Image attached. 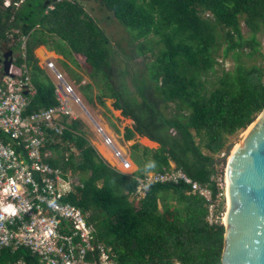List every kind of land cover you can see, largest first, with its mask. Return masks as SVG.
Here are the masks:
<instances>
[{
  "label": "trees",
  "instance_id": "1",
  "mask_svg": "<svg viewBox=\"0 0 264 264\" xmlns=\"http://www.w3.org/2000/svg\"><path fill=\"white\" fill-rule=\"evenodd\" d=\"M99 3L129 30L128 46L134 45L141 56L152 51L148 46L152 37L161 46L147 64V80L130 77L133 56L125 54L122 59L78 0H13L10 5L0 0V49L20 52L27 37L26 60L13 62L16 67L23 62L31 66L37 93L27 113L58 105L55 84L39 65L36 49L45 46L73 61L77 69L85 70L84 62L91 82L80 86V92L92 103L90 91L96 85L101 105L114 99V108L133 121L125 128L126 141L139 135L158 144L156 149L140 143L132 146L131 160L138 166L135 175L162 173L175 165L216 197L217 177L224 173L217 160L231 138L264 110V0ZM52 4L55 8L49 10ZM64 67L76 84L83 81L78 71L66 63ZM1 72L7 74L2 64ZM62 142L50 147L57 158L47 161L73 176L81 175L66 201L88 214L99 241L115 252L117 264H221L225 226L207 221L206 201L187 194L188 186L156 184L134 203L130 195L136 180L100 155L86 138L82 121L67 124ZM223 210L224 203L218 212ZM20 259L39 264L28 249L0 251V264Z\"/></svg>",
  "mask_w": 264,
  "mask_h": 264
},
{
  "label": "built area",
  "instance_id": "2",
  "mask_svg": "<svg viewBox=\"0 0 264 264\" xmlns=\"http://www.w3.org/2000/svg\"><path fill=\"white\" fill-rule=\"evenodd\" d=\"M45 65L58 80L55 89L58 105L31 114L27 110L37 93L31 66L23 62L16 67V72L0 73V251L28 249L39 258V264H117L115 252L99 241L88 215L66 201L74 190L67 172L47 161L53 151L50 147L62 142L67 118L70 122L78 119L69 102L74 98L79 103L80 98L51 60H46ZM100 131L105 144L115 149L122 170L131 169L130 160ZM136 172L127 174L137 183L132 193L134 200H143L156 184H183L188 186L187 194L206 201L207 221L211 225H224L226 171L217 177L216 197L209 187L193 180L175 165L162 173L136 176ZM222 203L224 210L219 213ZM14 264L29 263L20 259Z\"/></svg>",
  "mask_w": 264,
  "mask_h": 264
},
{
  "label": "rangeland",
  "instance_id": "3",
  "mask_svg": "<svg viewBox=\"0 0 264 264\" xmlns=\"http://www.w3.org/2000/svg\"><path fill=\"white\" fill-rule=\"evenodd\" d=\"M13 0H4V2L7 5L12 4ZM81 4V6L86 10V12L92 16L100 25L101 28L105 30L107 33L108 37L111 39L112 44L114 49L118 52V54L122 57V59L125 57V54H129L133 56V60L131 61L130 64V77L131 76H137L139 79L141 76L145 77V79H148V74H149V69L147 68V64H150L154 58L155 54L161 49V46L157 44L156 38L152 37L151 42L149 43V48H152V51H147L145 55L141 56L137 49L133 48V46L129 47L128 43L131 41L130 37V32L128 29H126L123 25H120L119 21L111 17V14L109 11L103 9V7L100 5L99 0H78ZM21 5V2L17 4L16 7H19ZM55 8L54 5L50 6ZM49 10H52L48 8ZM243 31L246 32L247 29L243 25ZM26 41L27 37H23V41L21 44V50L20 52L17 51L15 54L13 53V60L17 61L18 58L24 59L26 52ZM261 43H262V51L264 52V36L261 38ZM226 44L224 43L223 47H225ZM45 47V46H44ZM135 47V46H134ZM41 47L36 49L35 55L36 57L38 56L39 59V65L44 67L45 70L48 74V76L53 80V83L55 86L58 85V80L56 78V75L52 73V71L47 67L46 68V60H51L54 63V66L56 69L63 75L64 79L73 87L74 93L80 98V101L78 103V100H75L72 98V100L69 102V104L72 106L73 109V114L76 115V117H80L79 119L82 121L84 125V133L86 138L92 143V145L97 149V151L100 153V155L103 154L100 152L99 148L97 147L99 144H104L107 148V150L112 153L115 157V149L111 146H108L105 144V139L104 135L101 133L100 129L104 132L106 136H108L114 147L116 148V142L115 140L119 141L122 148L125 150L126 154L125 157L129 159L131 156L132 152V146L135 143H139L135 141L136 139H133L131 141H125L124 140V133H125V128L126 127H132L133 126V121L125 118L121 115L120 110H116L114 108V99H105V106L101 105L100 102L97 99V94H99V88L95 85L94 89L90 91L91 97H92V103H90L89 99L85 94L83 95L80 91V86L85 85L91 80L89 79L88 73H87V67H85L84 62H81L85 70L82 69H77L76 65L74 64L73 61L70 59H65L63 58L62 55H59L58 53L54 54H49L47 51H50L47 47L45 49H42L41 53ZM46 51V52H45ZM54 52V51H50ZM118 61H121V58L118 56ZM64 63L68 65V67L72 70L78 71L80 75L83 76V81L78 85L75 83L73 78L70 76L68 73L67 69L64 67ZM117 62L114 63V68L116 69L115 75L116 77H119L118 75V66L116 64ZM232 63L228 61L226 63L227 67H230ZM13 72L17 71L16 66H13ZM215 77H211L210 81H214ZM118 81V80H117ZM119 82H117L118 84ZM99 124V125H98ZM101 126V127H100ZM246 131V130H245ZM242 132L240 135L231 138V142L229 143L232 144L233 142H238L241 138V136L245 133ZM61 144L63 142L60 141ZM141 144L143 143L140 142ZM145 144V143H144ZM143 145V144H142ZM146 145V144H145ZM74 153L78 156L79 151L75 147H73ZM117 149V148H116ZM118 150V149H117ZM122 150V151H124ZM51 157L57 158V154L55 153V150L53 149ZM105 158V156H104ZM106 161L110 165H114L110 160H107L108 158H105ZM115 159L119 161L116 157ZM116 167V166H115ZM121 171L122 168L118 167ZM220 171H226V164L220 165L219 166ZM138 171V166L134 167L131 166V169L127 170L126 174H132L134 172ZM67 178L71 182L78 181L80 178V174H77L75 176L71 175L70 172L66 173ZM133 200V197L131 198ZM134 203H136L135 200H133Z\"/></svg>",
  "mask_w": 264,
  "mask_h": 264
},
{
  "label": "water",
  "instance_id": "4",
  "mask_svg": "<svg viewBox=\"0 0 264 264\" xmlns=\"http://www.w3.org/2000/svg\"><path fill=\"white\" fill-rule=\"evenodd\" d=\"M0 52L8 74L14 52ZM217 164H226L229 195L221 264H264V110Z\"/></svg>",
  "mask_w": 264,
  "mask_h": 264
},
{
  "label": "crops",
  "instance_id": "5",
  "mask_svg": "<svg viewBox=\"0 0 264 264\" xmlns=\"http://www.w3.org/2000/svg\"><path fill=\"white\" fill-rule=\"evenodd\" d=\"M45 49V47L44 46H41V51H42V49ZM46 52V51H45ZM49 54H56L55 52H50V51H47ZM41 53H43V52H41ZM38 57V56H37ZM42 67V66H41ZM43 69L45 68V66L44 67H42ZM45 70V69H44ZM55 89H56V86H55ZM72 107V106H71ZM76 116V115H75ZM80 118V117H79ZM77 119V120H80V119ZM81 121V120H80ZM71 122H70V119H68L67 118V124H70ZM99 125V124H98ZM101 127V126H100ZM134 139H136L135 141H137V142H142L143 141V146H146V147H149V148H151V149H156L157 147H158V144L157 143H155V142H152L151 140H149L148 138H146V137H141V136H139V135H136L135 136V138ZM125 140V139H124ZM126 141V140H125ZM115 142H116V148L119 150V151H121V153H124V154H126V152H125V150L122 148V146H121V144H120V142L117 140H115ZM146 145H145V144ZM136 144V143H135ZM141 144V143H140ZM141 144V145H142ZM98 148H100V149H102L103 150V153L108 157V159L107 160H110V162H112L114 165H111L113 168H115V166L116 167H121V165H120V163H119V161H117L116 159H115V157H114V155L112 154V153H110L108 150H107V148H106V146L104 145V144H99L98 146H97ZM122 150H124V151H122ZM76 151V150H75ZM74 151V149H72V152H75ZM78 151V150H77ZM101 152V151H100ZM67 153V152H66ZM102 153V152H101ZM66 155H68V154H66ZM107 157H105V158H107ZM103 158H104V155H103ZM104 158V159H105ZM106 160V159H105ZM129 160H130V162L132 163V166H134V167H136L137 165L131 160V156L129 157ZM116 169V168H115ZM117 170V169H116ZM119 172H121V171H119ZM122 173V172H121ZM124 174V173H123ZM125 175H127L126 173H125ZM128 176H130V175H128ZM131 196H132V194L130 195V198H131ZM134 200V199H133ZM132 199H131V201H133ZM136 201V200H135ZM136 202H139V201H136ZM88 215V214H87Z\"/></svg>",
  "mask_w": 264,
  "mask_h": 264
},
{
  "label": "bare ground",
  "instance_id": "6",
  "mask_svg": "<svg viewBox=\"0 0 264 264\" xmlns=\"http://www.w3.org/2000/svg\"><path fill=\"white\" fill-rule=\"evenodd\" d=\"M42 52V51H41ZM237 148V146L234 148V150ZM99 150L102 152V154L105 156V157H107L104 153H103V150L102 149H100L99 148ZM108 158V157H107ZM228 183V182H227ZM228 193H227V198H228ZM227 205H228V202H227ZM226 221H227V217H226V214H225V216H224V223L226 224Z\"/></svg>",
  "mask_w": 264,
  "mask_h": 264
},
{
  "label": "flooded vegetation",
  "instance_id": "7",
  "mask_svg": "<svg viewBox=\"0 0 264 264\" xmlns=\"http://www.w3.org/2000/svg\"><path fill=\"white\" fill-rule=\"evenodd\" d=\"M3 56V54L0 52V57H2ZM0 64H2L3 65V63H0Z\"/></svg>",
  "mask_w": 264,
  "mask_h": 264
}]
</instances>
